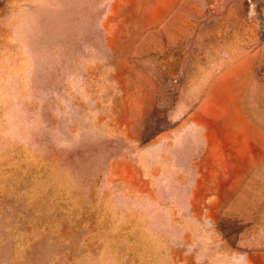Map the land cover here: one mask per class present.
Here are the masks:
<instances>
[{"label": "rangeland", "instance_id": "374dc122", "mask_svg": "<svg viewBox=\"0 0 264 264\" xmlns=\"http://www.w3.org/2000/svg\"><path fill=\"white\" fill-rule=\"evenodd\" d=\"M0 264H264V0H0Z\"/></svg>", "mask_w": 264, "mask_h": 264}, {"label": "crops", "instance_id": "0c3cea01", "mask_svg": "<svg viewBox=\"0 0 264 264\" xmlns=\"http://www.w3.org/2000/svg\"><path fill=\"white\" fill-rule=\"evenodd\" d=\"M215 158H216L215 162L222 163L224 161V157L222 156L215 155Z\"/></svg>", "mask_w": 264, "mask_h": 264}]
</instances>
